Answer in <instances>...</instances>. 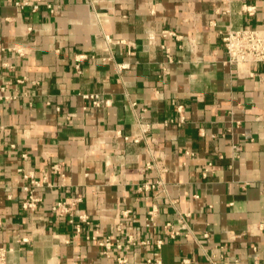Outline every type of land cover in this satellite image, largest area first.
Returning <instances> with one entry per match:
<instances>
[{
  "label": "crops",
  "instance_id": "0c3cea01",
  "mask_svg": "<svg viewBox=\"0 0 264 264\" xmlns=\"http://www.w3.org/2000/svg\"><path fill=\"white\" fill-rule=\"evenodd\" d=\"M241 26L264 0H0L8 264H264V63L222 40Z\"/></svg>",
  "mask_w": 264,
  "mask_h": 264
},
{
  "label": "built area",
  "instance_id": "2783aa9c",
  "mask_svg": "<svg viewBox=\"0 0 264 264\" xmlns=\"http://www.w3.org/2000/svg\"><path fill=\"white\" fill-rule=\"evenodd\" d=\"M35 8H37V5H35ZM51 10L53 11L54 8H51ZM244 11L249 14H253L254 7L245 5ZM164 33L168 34L169 32H164ZM106 40L108 43L122 41V40H114L108 35L106 36ZM222 40L227 50L228 63L236 64L238 68H243L244 64L246 63H250V64L264 63V29L263 28L244 27V26L237 28H229L225 33H223ZM86 97L91 99L93 103L98 106H100L104 102V100H102L100 96L97 94L87 95ZM107 102L108 101H106V103ZM177 109L180 112H182L183 105L179 104L177 106ZM183 118L184 117H182V120ZM3 144H4L3 126L0 125V153L2 152ZM53 168L56 170H60L59 165H54ZM0 176H1V168H0ZM42 183L43 182L40 180L33 179L32 181L33 186L27 187L29 196L28 199L24 202V207L26 209L33 210L38 207L40 198L35 196V188L42 186ZM156 186L157 184L155 183H151V184L148 183L145 184L143 188L151 189V188H155ZM53 209L59 214H63L65 211L68 210V207L65 202L60 201L54 206ZM154 216L155 213L154 210H152L150 212L149 224L154 223ZM189 217H190L189 213L181 215L177 222L167 223L164 226V229L169 233V235L172 238H176L182 233L181 228L189 227ZM83 218H85V216H83ZM205 235L207 236L208 234L206 233ZM157 243L159 246H161L163 240L160 239L158 240ZM99 244L105 247L106 253H109L110 248L114 246L113 241L110 239L102 240L99 242ZM132 244H135V241L129 239V241L127 242V246H131ZM116 245L119 248L122 247V244L120 242H118V244ZM13 249H14L13 247L0 246V264H8V256ZM124 260L125 258H121V261ZM158 264H162L161 261H158Z\"/></svg>",
  "mask_w": 264,
  "mask_h": 264
}]
</instances>
